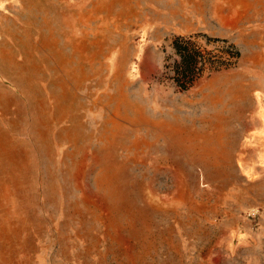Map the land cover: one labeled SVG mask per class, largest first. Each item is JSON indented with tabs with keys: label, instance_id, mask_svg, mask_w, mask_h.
Here are the masks:
<instances>
[{
	"label": "rangeland",
	"instance_id": "1",
	"mask_svg": "<svg viewBox=\"0 0 264 264\" xmlns=\"http://www.w3.org/2000/svg\"><path fill=\"white\" fill-rule=\"evenodd\" d=\"M0 264H264V0H0Z\"/></svg>",
	"mask_w": 264,
	"mask_h": 264
}]
</instances>
